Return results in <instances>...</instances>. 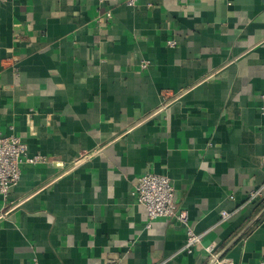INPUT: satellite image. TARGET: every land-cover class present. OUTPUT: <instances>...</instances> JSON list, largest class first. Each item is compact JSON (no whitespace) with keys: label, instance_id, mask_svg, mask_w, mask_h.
I'll return each mask as SVG.
<instances>
[{"label":"crops","instance_id":"obj_1","mask_svg":"<svg viewBox=\"0 0 264 264\" xmlns=\"http://www.w3.org/2000/svg\"><path fill=\"white\" fill-rule=\"evenodd\" d=\"M263 93L264 0H0V133L44 160L0 195V264H257ZM147 173L186 225L148 220Z\"/></svg>","mask_w":264,"mask_h":264},{"label":"built area","instance_id":"obj_2","mask_svg":"<svg viewBox=\"0 0 264 264\" xmlns=\"http://www.w3.org/2000/svg\"><path fill=\"white\" fill-rule=\"evenodd\" d=\"M99 3L119 2L128 7H135L137 0H97ZM109 17V14H107ZM170 46L174 45V41H167ZM147 63H142L141 67L146 68ZM260 113L264 116V93L260 95ZM40 156H28L26 146L15 136H4L0 133V195L6 199L12 188L17 186L21 167L26 165H34L43 162ZM264 194V183L254 188L248 194L246 204H251L258 200ZM131 196L136 203L143 205L147 211L148 220L158 218L176 217L178 221L186 225L187 215L185 211L176 213L174 204V189L170 179L164 175L147 173L139 177L133 187ZM230 199H233L231 196ZM231 214L227 211L220 213V221L228 219ZM200 236L196 235L193 230L186 227V241L184 248L187 251L198 244ZM214 246L207 248L212 253ZM257 264H264V259Z\"/></svg>","mask_w":264,"mask_h":264},{"label":"water","instance_id":"obj_3","mask_svg":"<svg viewBox=\"0 0 264 264\" xmlns=\"http://www.w3.org/2000/svg\"><path fill=\"white\" fill-rule=\"evenodd\" d=\"M264 212V207H263V209L259 212V213H257L256 214V216L235 236V238L232 240V242H231V244L234 242V241H236L239 237H241L250 227H251V225L252 224H254L256 221H257V219L262 215V213ZM221 255H222V252H220V253H218V254H216L215 256H214V258L213 259H211V261L208 263V264H213L215 261H217L218 259H220V257H221Z\"/></svg>","mask_w":264,"mask_h":264},{"label":"trees","instance_id":"obj_4","mask_svg":"<svg viewBox=\"0 0 264 264\" xmlns=\"http://www.w3.org/2000/svg\"><path fill=\"white\" fill-rule=\"evenodd\" d=\"M264 206V202L260 205V208Z\"/></svg>","mask_w":264,"mask_h":264}]
</instances>
